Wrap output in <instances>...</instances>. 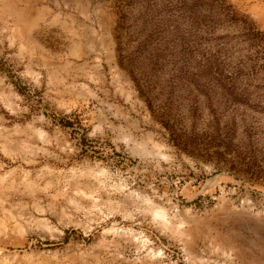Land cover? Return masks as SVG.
Listing matches in <instances>:
<instances>
[{
    "label": "rangeland",
    "instance_id": "obj_1",
    "mask_svg": "<svg viewBox=\"0 0 264 264\" xmlns=\"http://www.w3.org/2000/svg\"><path fill=\"white\" fill-rule=\"evenodd\" d=\"M0 264H264V0H0Z\"/></svg>",
    "mask_w": 264,
    "mask_h": 264
}]
</instances>
